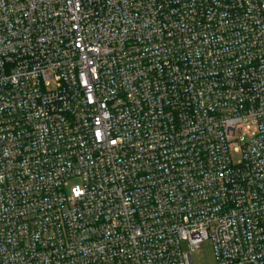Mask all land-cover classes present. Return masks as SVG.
<instances>
[{"label": "built area", "instance_id": "1", "mask_svg": "<svg viewBox=\"0 0 264 264\" xmlns=\"http://www.w3.org/2000/svg\"><path fill=\"white\" fill-rule=\"evenodd\" d=\"M205 239L264 264V0H0V264Z\"/></svg>", "mask_w": 264, "mask_h": 264}, {"label": "rangeland", "instance_id": "2", "mask_svg": "<svg viewBox=\"0 0 264 264\" xmlns=\"http://www.w3.org/2000/svg\"><path fill=\"white\" fill-rule=\"evenodd\" d=\"M238 157V155H236ZM190 248L186 246V250ZM191 257L193 264H215L213 245L210 239L200 242L192 251Z\"/></svg>", "mask_w": 264, "mask_h": 264}]
</instances>
